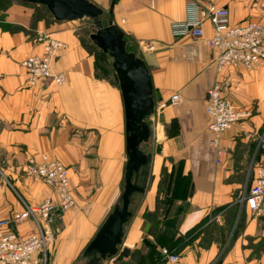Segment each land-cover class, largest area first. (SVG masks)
I'll list each match as a JSON object with an SVG mask.
<instances>
[{
    "label": "crops",
    "instance_id": "obj_1",
    "mask_svg": "<svg viewBox=\"0 0 264 264\" xmlns=\"http://www.w3.org/2000/svg\"><path fill=\"white\" fill-rule=\"evenodd\" d=\"M0 27V220L56 199L53 191L28 178L31 159L46 156L69 171L76 206L58 219L59 236L49 251V264H85L83 254L119 203L126 168V130L118 82L103 77L95 55L69 23L56 22L48 9L12 0ZM109 13L112 0H89ZM192 0H117L113 20L126 41L156 54L151 68L155 114L151 178L145 194L135 196L133 217L125 228L123 248L147 256L155 239L147 231L145 214L157 209L163 174L189 181L184 198L175 199L177 239L172 252L181 264H264V214L242 205L233 226L230 212L240 206V190L254 186V169L264 157V65L254 71L219 73V51L206 40L176 37L173 25L186 20ZM229 10L234 25L264 24V0H197ZM42 12V17L35 13ZM207 38L213 28L204 25ZM41 33L63 42L53 64L67 82L50 81L30 87L22 63L41 54L35 43ZM226 82L225 97L244 114L221 144L212 143L208 114L209 91ZM181 96L178 106L171 104ZM222 151V155L219 152ZM247 173L246 181L239 175ZM184 205V211L181 208ZM241 208V207H240ZM181 213V214H180ZM245 228L233 239L240 216ZM231 227V228H230ZM19 226L21 234L33 229ZM232 229V230H231ZM176 239V240H177ZM154 246V245H153ZM159 252L162 247L157 246ZM103 264H115L118 259ZM123 260V259H122ZM158 264H164L161 260Z\"/></svg>",
    "mask_w": 264,
    "mask_h": 264
},
{
    "label": "built area",
    "instance_id": "obj_2",
    "mask_svg": "<svg viewBox=\"0 0 264 264\" xmlns=\"http://www.w3.org/2000/svg\"><path fill=\"white\" fill-rule=\"evenodd\" d=\"M209 23L213 33L207 38L204 25ZM176 37H190L206 40L211 48L219 51L215 65L219 73L227 70L254 71L264 65V24L249 22L234 25L228 9L215 4L200 5L192 0L187 6L186 20L173 25ZM35 43L42 47V53L23 61L30 87L50 81L58 87L66 84L65 73H56L54 61L60 51L66 48L63 42L52 34L41 33ZM226 82L218 81L209 91L208 114L212 143L219 147L224 134L244 119V114L224 95ZM181 96L174 95L171 104L178 106ZM222 151L219 155H222ZM28 178L49 187L56 199H46L32 206L23 202L24 209L12 218L0 220V264H49V251L56 243L59 229L58 219L76 206L68 169L46 156L40 161L31 159L27 166ZM254 186L245 191L241 206L246 205L254 214H264V157L254 169ZM31 222L33 229L21 234L19 226ZM164 264H181L178 253L161 249Z\"/></svg>",
    "mask_w": 264,
    "mask_h": 264
},
{
    "label": "water",
    "instance_id": "obj_3",
    "mask_svg": "<svg viewBox=\"0 0 264 264\" xmlns=\"http://www.w3.org/2000/svg\"><path fill=\"white\" fill-rule=\"evenodd\" d=\"M27 5H40L48 9L59 23L93 21L96 33L90 35L92 43L113 59L121 92L126 130V168L124 187L119 203L108 216L83 257L85 264H103L116 257L129 259L131 250L123 248L125 228L131 221V206L136 195H143L151 176L153 155L142 150L153 131L147 120L155 114V100L151 68L158 67L156 54L143 47L141 56L127 49L125 33L113 20L117 0H112L109 20H102L104 11L89 0H19Z\"/></svg>",
    "mask_w": 264,
    "mask_h": 264
},
{
    "label": "rangeland",
    "instance_id": "obj_4",
    "mask_svg": "<svg viewBox=\"0 0 264 264\" xmlns=\"http://www.w3.org/2000/svg\"><path fill=\"white\" fill-rule=\"evenodd\" d=\"M13 1L12 0H0V27H3V28H8L7 27V24H4L6 18H7V15H8V11L11 9V7L13 6ZM35 15L37 17H42V12H38L35 13ZM109 13H104L103 17H102V20L105 24H107L108 20H109ZM69 25L71 26H74L77 33L80 34V36L83 38V40L88 44L91 52L95 55V58H96V62H97V67L98 69L101 71V75L103 77H106V78H109V77H112L114 78L115 81H117V78L115 76V72L113 70V67H112V64H113V59H111L108 55L104 54L103 52H101L93 43L92 41L90 40V35L96 33V28L93 24V21L92 20H89V19H85V20H82V21H78V22H71L69 23ZM128 44V43H127ZM127 49L129 52H134L136 53L138 56H141L140 54V51L137 47L131 45V44H128L127 46ZM148 124L150 125L151 128H153V119L152 118H149L147 120ZM152 137L150 139V142L148 144H144L142 146V150L145 152V153H154L156 150H157V147L155 145H152ZM247 173H242L239 175V180L240 181H246V175ZM153 178V176L151 175L150 176V179ZM154 179V178H153ZM165 182L162 183V193H161V207H163V209L165 208V203H169L168 205H170L169 207H172V208H169V210L167 211L166 215L170 216V217H176V219L172 220L174 221L173 222V226L174 228H176V226L178 225L177 224V221H178V217L176 216V212H178L177 209L178 206L177 204L171 199L170 196L167 195V189H166V181L167 179L164 178ZM150 183V181H149ZM73 189V188H72ZM186 189H183V188H180L179 192H178V195H177V198L176 199H179V198H184V195L187 193V191H185ZM246 191V190H245ZM74 192V191H73ZM243 193V190L241 189L240 190V194H239V198L242 197L241 194ZM137 198H139V195L137 196ZM165 202V203H164ZM173 204V205H171ZM241 207V208H240ZM184 205L182 206L181 208V213L184 211ZM242 209V206L240 204V206L237 207V213L240 214V212ZM180 213V214H181ZM154 214H157V217L155 218V221L156 222H161L163 219V211H160L158 213H154ZM240 216V215H239ZM172 225V224H171ZM233 226V225H232ZM153 225L150 224V225H147V230L148 231H151L153 230ZM156 227V225H155ZM231 228V227H230ZM232 230V229H231ZM146 246L150 247V243H145ZM140 258L139 255H136L132 261H126L127 259H120V257H116V259H118V261H114L115 264H134L136 263V261H138ZM115 259V260H116ZM112 261V259H111Z\"/></svg>",
    "mask_w": 264,
    "mask_h": 264
},
{
    "label": "trees",
    "instance_id": "obj_5",
    "mask_svg": "<svg viewBox=\"0 0 264 264\" xmlns=\"http://www.w3.org/2000/svg\"><path fill=\"white\" fill-rule=\"evenodd\" d=\"M35 6H37V5H35ZM38 6H40V5H38ZM41 7L46 9V7H44V6H41ZM83 45L89 50V52L91 54H93L91 52L88 44L84 40H83ZM115 76H116V74H115ZM117 82H118V80H117ZM163 176H164V178L167 179L166 185H165L166 189H167L166 190L167 195L170 196L171 199L174 201L177 198V195H178L180 188L185 189L186 185L188 184L189 181L182 179L180 182V179H178V178L173 179L172 175L171 174L167 175L166 172L163 174ZM164 178H162V181H161L156 211L152 212V213L147 212L145 214V219L147 221V225L152 224L154 226L153 230H151V231L147 230V231L155 239V244L150 243V245H149L150 246V252L147 256H143L142 253H140V252H135L133 254V258L136 255H139L140 258L134 264H158V263H160L161 260H163V257L161 255V252H159L156 249L157 246L169 249L170 251H173V249L176 248L179 244V239L176 238L177 237V226H176V228H174V226H173V222L175 221L174 219H176V217L175 216L170 217V216L166 215L169 208H172V207H169L170 206V205H168L169 203H165V202H164L165 208L163 209V207H161L162 203H161L160 196L162 193L161 189L163 187L162 183L165 182ZM136 196H138V195H136ZM171 205H173V204H171ZM237 207H238V205L235 206V209H237ZM160 211H163V213H164L163 218H162L163 220L161 222H156L155 218L157 217V214H154V213H158ZM237 214H238L237 210L230 212L229 220H228L230 223V226H232L234 224L236 217H237ZM176 215H177V212H176ZM172 220H174V221H172ZM177 223H178V221H177ZM155 225H156V227H155ZM244 228H245V218L240 216L239 222L237 223V227H236L234 235H233V239H236L241 234V232L244 230ZM120 259H123V258H120Z\"/></svg>",
    "mask_w": 264,
    "mask_h": 264
}]
</instances>
